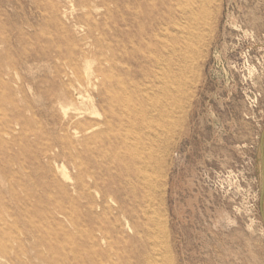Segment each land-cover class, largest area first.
Returning <instances> with one entry per match:
<instances>
[{
	"label": "rangeland",
	"instance_id": "374dc122",
	"mask_svg": "<svg viewBox=\"0 0 264 264\" xmlns=\"http://www.w3.org/2000/svg\"><path fill=\"white\" fill-rule=\"evenodd\" d=\"M161 19L198 36L166 97ZM136 96L141 139L63 136ZM0 264H264V0H0Z\"/></svg>",
	"mask_w": 264,
	"mask_h": 264
},
{
	"label": "bare ground",
	"instance_id": "6f19581e",
	"mask_svg": "<svg viewBox=\"0 0 264 264\" xmlns=\"http://www.w3.org/2000/svg\"><path fill=\"white\" fill-rule=\"evenodd\" d=\"M186 9L187 10H185V12L192 15V11L191 9L189 10L188 5L186 6ZM179 15H180V18L183 20V16L185 15V13L181 10V12L179 11ZM159 23H160L159 24L160 27H157V29L160 30V33L157 32V34H155L154 36L155 42H156L155 50H156L157 55H155V57L153 58V62H151L154 65V66L152 65L154 68H153V71L149 72V65L151 66V64L149 62H146L144 75L146 77L153 78V81H155L158 85L156 88L158 94L161 95L162 97H166V96H170L173 94H176V95L179 94L180 87H176L173 89L167 83H169V81H172V79L174 81V80H177L178 78V72L175 71L174 67H176L177 65L179 67L178 71L181 69L180 64H178L179 62L178 55L181 49L184 48L185 51L192 52L193 47H191L189 43H192V44L196 43L198 40V36H196V34H193V33L190 35L188 31L185 32L184 30L185 28L183 29L182 27H175V23H171V24H174V27H173L174 32L171 34H168L166 27H165L164 19H161ZM145 61H149V60L145 59ZM189 65L190 66L192 65V61L190 62ZM84 74L86 75L85 76L86 79H84L85 82H82L81 85L79 84V86H77L78 91L82 89V86H86V87L90 86V78H89L90 75H88L87 71ZM73 75L79 83L78 79H80V77L77 74V72L73 71ZM95 78L96 80H102L103 76L102 74L99 73L95 76ZM141 103H142V100L140 101L136 96V103L134 102L130 105L132 107L130 109L132 110V113H131V111L127 107L129 106L127 100L125 103L122 104V102H120L119 99L117 98L112 99L110 103H108L109 111L106 112L103 110L104 109L103 99L99 97L98 102L96 104L100 105L101 110H102L101 114H98V112H95L94 110L95 106L92 103L90 105L91 106L90 108L88 107L87 108H75L74 107L72 109V111L74 112V115L82 114L80 118H82V116L84 115H88L91 119H93L95 117L94 115H97L98 120L83 119L79 122L73 123L71 121L73 119V115H72V116L67 117V120L68 122H70V124L66 126L65 128H63L61 132L63 133V136L66 139L71 138V136L84 137L86 133L100 135L102 133L110 132L109 130L112 131L113 124L117 127L118 126H123V128L127 127V124L130 123L131 117H133L132 121L135 122L134 129H136L135 134L137 135V138L141 139L139 135L141 128H142V122H143V111H142ZM174 106L177 107L175 103L173 107ZM100 117H102V120H99ZM124 123L126 125H124ZM170 123H172V121H170ZM133 135L131 136L133 137ZM114 136L115 135L108 137V140H110V138H114ZM136 152H138L137 148H136ZM132 172L135 175V182H136L135 185L139 188V185L141 183L140 167H135V169ZM137 194H140V189Z\"/></svg>",
	"mask_w": 264,
	"mask_h": 264
}]
</instances>
